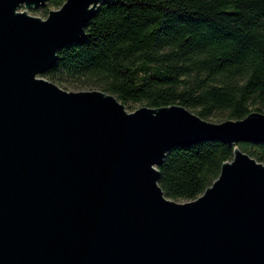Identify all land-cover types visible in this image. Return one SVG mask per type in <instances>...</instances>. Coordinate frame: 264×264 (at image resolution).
Masks as SVG:
<instances>
[{"label": "water", "instance_id": "1", "mask_svg": "<svg viewBox=\"0 0 264 264\" xmlns=\"http://www.w3.org/2000/svg\"><path fill=\"white\" fill-rule=\"evenodd\" d=\"M110 0H0V264H264V164L239 148L193 201L168 199L177 147L264 144V114L208 122L181 105L129 112L43 78Z\"/></svg>", "mask_w": 264, "mask_h": 264}, {"label": "trees", "instance_id": "2", "mask_svg": "<svg viewBox=\"0 0 264 264\" xmlns=\"http://www.w3.org/2000/svg\"><path fill=\"white\" fill-rule=\"evenodd\" d=\"M66 1L48 0L43 15ZM86 32L43 78L63 88L80 82L127 109L181 105L208 122L264 114V0H110ZM236 148L264 164V144L210 141L171 150L158 168L165 196L196 200Z\"/></svg>", "mask_w": 264, "mask_h": 264}, {"label": "rangeland", "instance_id": "3", "mask_svg": "<svg viewBox=\"0 0 264 264\" xmlns=\"http://www.w3.org/2000/svg\"><path fill=\"white\" fill-rule=\"evenodd\" d=\"M20 12H27L29 15L31 16H34V17H38V18H41L43 20L47 19L48 15L47 16H44L43 15V11H42V8L41 9H38L36 10L35 12L32 11V9H26V7H22L20 9ZM69 85H71L70 87L68 88H63V87H59L65 91H68V92H85V91H94L90 88H87V87H84L82 86V84L80 82H71V81H68ZM57 85V84H56ZM144 105L141 104V103H132L130 104V108L127 109L129 112H134L136 111L137 109L143 107ZM213 123H217V124H220L222 122H218V121H215ZM177 203H184L186 201L184 200H178L176 201Z\"/></svg>", "mask_w": 264, "mask_h": 264}]
</instances>
